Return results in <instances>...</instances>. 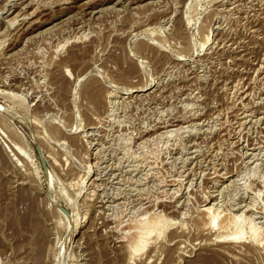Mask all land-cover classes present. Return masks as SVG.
I'll return each mask as SVG.
<instances>
[{"label": "rangeland", "instance_id": "rangeland-1", "mask_svg": "<svg viewBox=\"0 0 264 264\" xmlns=\"http://www.w3.org/2000/svg\"><path fill=\"white\" fill-rule=\"evenodd\" d=\"M0 104V264H264V0H0Z\"/></svg>", "mask_w": 264, "mask_h": 264}, {"label": "bare ground", "instance_id": "bare-ground-1", "mask_svg": "<svg viewBox=\"0 0 264 264\" xmlns=\"http://www.w3.org/2000/svg\"><path fill=\"white\" fill-rule=\"evenodd\" d=\"M104 9H106V8H104ZM100 10H101V8H100ZM17 15H18V14H17ZM26 18H27V16H26ZM1 111H2V112L7 111V108H6L3 104H0V112H1ZM9 111H10V110H9ZM15 114H16V113H15ZM12 115H13V114H12ZM4 119H5V117H4ZM6 120H7V119H6ZM7 121H9V120H7ZM11 121H12V120H11ZM9 122H10V121H9ZM9 122H8V123H9ZM43 150H45V149H43ZM44 152H45V151H44ZM45 156H49V155H45ZM48 159H49V157H48ZM48 159H47V160H48ZM52 159H53V158H52ZM52 159H51V160H52ZM49 160H50V159H49ZM50 162H51V161H50ZM50 162H49V164H51ZM52 162H53V161H52ZM52 165H53V164H52ZM52 167H53V166H52ZM49 169H50V168H49ZM49 169H48V171H49ZM48 171H46V173H47ZM52 173H53V172H52ZM52 173H51V174H52ZM47 174H48V173H47ZM52 175H53V174H52ZM52 175H51V176H52ZM49 176H50V175H49ZM52 177H53V176H52ZM50 178H51V177H50ZM53 179H54V177H53ZM49 180H50V179H49ZM50 181H51V180H50ZM53 181H54V180H53ZM59 190H60V189H59ZM61 191H62V190H61ZM63 192H64V191H63ZM61 193H62V192H61ZM64 194H65V193H64ZM61 195H62V194H61ZM53 196H55V195L53 194ZM53 196H52V197H53ZM55 201H56V200H55ZM50 203H51V201H50ZM61 203H62V202H61ZM55 204H56V203H55ZM58 204H59V203H58ZM52 205H53V204L51 203V206H52ZM57 206H58V205H56V207H57ZM62 206H63V205H62ZM52 207H53V206H52ZM56 207H55V205H54V209H55ZM58 207H59V206H58ZM66 207H67V206H66ZM56 209H57V208H56ZM58 209H59L60 212H62V211H61L62 209H61V210H60V208H58ZM65 210H66V209H65ZM69 210H70V209H69ZM73 210H74V209H72V211H73ZM57 212H58V210H57ZM60 212H59V214H60ZM208 212H209V210H208ZM63 213L65 214L66 212L63 211ZM69 213H70V212H69ZM61 214H62V213H61ZM72 214H73V213H72ZM65 215H67V214H65ZM65 215H62V216L64 217ZM209 216H210V215H209ZM214 216H215V215H213V218H214ZM66 217H67V216H66ZM68 217H69V216H68ZM215 217H216V216H215ZM74 218H75V217H74ZM216 218H217V217H216ZM216 218H215V219H216ZM66 219H67V218H66ZM68 219H69V218H68ZM68 219L65 220V221H68ZM75 219H76V218H75ZM215 219H213V220H215ZM72 220H73V219H72ZM69 221H70V219H69ZM75 222H77V221L75 220ZM65 223H66V222H65ZM68 223H69V222H68ZM68 223H66V224L69 225ZM77 224H78V223H77ZM150 224H151V223H150ZM153 224L155 225L154 222H153ZM157 224H158V223H157ZM70 225H71V224H70ZM70 225H69V226H70ZM151 226H152V224H151ZM67 227H68V226H67ZM151 230H152V228H150V229L147 231V233H150ZM239 233H240V231H239ZM239 233L237 232V234H235V235L238 236ZM240 234H241V233H240ZM140 236H141V235H140ZM140 238H141V237H140ZM226 238H227V237H226ZM239 238H240V237H239ZM142 239H143V238H142ZM135 242H136V241H135ZM132 243H134V241H133ZM141 243H142V241H141V239H140V240H138V243H137V244L135 243V244H136L137 246H139ZM142 244L144 245V243H142ZM136 245H135V246H136ZM135 246H134V247H135ZM141 246H142V245H141ZM63 251H64V248H63ZM63 251H62V252H63ZM64 252H65V251H64ZM60 254H62V253L60 252ZM60 257H61V256H60ZM59 260H60V259H59ZM60 264H62V263L60 262Z\"/></svg>", "mask_w": 264, "mask_h": 264}, {"label": "water", "instance_id": "water-1", "mask_svg": "<svg viewBox=\"0 0 264 264\" xmlns=\"http://www.w3.org/2000/svg\"><path fill=\"white\" fill-rule=\"evenodd\" d=\"M39 153H40V157H41V159H42V162H43V165H44L45 171H48L49 166H48V164H47V160H46V158H45V155H44V153H43V151L41 150L40 147H39Z\"/></svg>", "mask_w": 264, "mask_h": 264}]
</instances>
